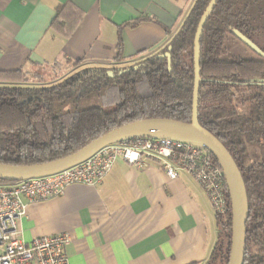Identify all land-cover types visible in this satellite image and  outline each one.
<instances>
[{
  "label": "trees",
  "instance_id": "obj_1",
  "mask_svg": "<svg viewBox=\"0 0 264 264\" xmlns=\"http://www.w3.org/2000/svg\"><path fill=\"white\" fill-rule=\"evenodd\" d=\"M208 1L194 0L165 47L130 63L80 66L81 60L64 58L76 69L51 84L26 82L21 69L0 70V163L53 160L136 119L190 121L193 39ZM81 15L67 1L57 6L50 27L69 35ZM238 34L264 52V0H216L200 37L197 117L228 150L244 182L243 264H264V55L230 51V38L250 48ZM215 218L217 237L204 264H228L230 205Z\"/></svg>",
  "mask_w": 264,
  "mask_h": 264
},
{
  "label": "crops",
  "instance_id": "obj_2",
  "mask_svg": "<svg viewBox=\"0 0 264 264\" xmlns=\"http://www.w3.org/2000/svg\"><path fill=\"white\" fill-rule=\"evenodd\" d=\"M67 1L82 15L65 36L50 23ZM193 2L0 0V70L41 79V71L64 65V58L80 66L142 59L165 47ZM24 209L21 237L66 233L68 264H204L217 237L202 187L184 170L168 177L154 157L138 164L117 157L99 184H70Z\"/></svg>",
  "mask_w": 264,
  "mask_h": 264
},
{
  "label": "built area",
  "instance_id": "obj_3",
  "mask_svg": "<svg viewBox=\"0 0 264 264\" xmlns=\"http://www.w3.org/2000/svg\"><path fill=\"white\" fill-rule=\"evenodd\" d=\"M117 157L131 164L154 157L170 178L177 177L181 170L190 173L206 193L215 215H223L230 205L224 173L204 145L153 137L109 143L63 170L0 182V264H68L63 250L69 242L66 233L35 236L27 241L21 237L19 219L25 205L58 196L70 184H99Z\"/></svg>",
  "mask_w": 264,
  "mask_h": 264
},
{
  "label": "water",
  "instance_id": "obj_4",
  "mask_svg": "<svg viewBox=\"0 0 264 264\" xmlns=\"http://www.w3.org/2000/svg\"><path fill=\"white\" fill-rule=\"evenodd\" d=\"M216 0H209L198 20L193 39L194 80L190 121H181L168 117H147L129 121L116 126L79 149L62 157L33 164L0 163V179L18 181L25 178L51 174L86 159L102 146L128 140L135 137L171 138L193 141L204 145L221 167L228 188L231 213L230 253L228 264H243L245 252V223L248 218V204L244 182L234 159L222 142L198 122L199 46L204 23ZM238 37L253 51L264 55L258 47L246 37ZM167 56V53L163 54Z\"/></svg>",
  "mask_w": 264,
  "mask_h": 264
},
{
  "label": "rangeland",
  "instance_id": "obj_5",
  "mask_svg": "<svg viewBox=\"0 0 264 264\" xmlns=\"http://www.w3.org/2000/svg\"><path fill=\"white\" fill-rule=\"evenodd\" d=\"M227 47L230 51L236 54H240L243 56H254L255 55L253 50H250V48H247L240 42H237L236 39L230 38L228 40ZM74 69L76 68H73L72 66L64 62V65H57V66L51 67V69H45L41 71L40 74L41 73L43 74V78L41 79H35L33 77H30L32 78L30 80V78L28 77L29 80L27 78L26 80L30 81L29 83H34V84H51L67 76Z\"/></svg>",
  "mask_w": 264,
  "mask_h": 264
}]
</instances>
